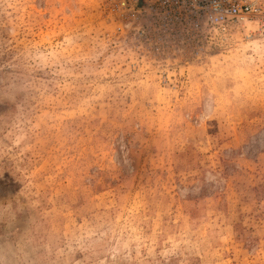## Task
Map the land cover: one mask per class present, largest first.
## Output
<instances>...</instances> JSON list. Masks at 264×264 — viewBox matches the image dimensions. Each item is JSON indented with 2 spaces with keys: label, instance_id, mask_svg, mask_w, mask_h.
Returning <instances> with one entry per match:
<instances>
[{
  "label": "rangeland",
  "instance_id": "obj_1",
  "mask_svg": "<svg viewBox=\"0 0 264 264\" xmlns=\"http://www.w3.org/2000/svg\"><path fill=\"white\" fill-rule=\"evenodd\" d=\"M116 24L0 0V237L17 264H264V21L168 67Z\"/></svg>",
  "mask_w": 264,
  "mask_h": 264
},
{
  "label": "built area",
  "instance_id": "obj_2",
  "mask_svg": "<svg viewBox=\"0 0 264 264\" xmlns=\"http://www.w3.org/2000/svg\"><path fill=\"white\" fill-rule=\"evenodd\" d=\"M116 21L118 46L136 59L168 67L204 58L221 27L253 16L260 0H100ZM169 64V65H168ZM158 73L166 71L157 70Z\"/></svg>",
  "mask_w": 264,
  "mask_h": 264
},
{
  "label": "clouds",
  "instance_id": "obj_3",
  "mask_svg": "<svg viewBox=\"0 0 264 264\" xmlns=\"http://www.w3.org/2000/svg\"><path fill=\"white\" fill-rule=\"evenodd\" d=\"M7 235L0 237L4 240V243L0 244V264H17V261L22 260L26 254L25 249L21 245H14L7 239Z\"/></svg>",
  "mask_w": 264,
  "mask_h": 264
}]
</instances>
